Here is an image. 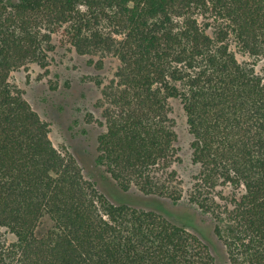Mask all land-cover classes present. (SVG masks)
Returning <instances> with one entry per match:
<instances>
[{"label": "trees", "instance_id": "trees-1", "mask_svg": "<svg viewBox=\"0 0 264 264\" xmlns=\"http://www.w3.org/2000/svg\"><path fill=\"white\" fill-rule=\"evenodd\" d=\"M57 44L98 71L117 62L97 81L98 166L210 219L228 264H264V0H0V264H216L189 223L111 200L55 146L10 76L47 68ZM171 99L198 166L188 192L171 169Z\"/></svg>", "mask_w": 264, "mask_h": 264}, {"label": "rangeland", "instance_id": "rangeland-1", "mask_svg": "<svg viewBox=\"0 0 264 264\" xmlns=\"http://www.w3.org/2000/svg\"><path fill=\"white\" fill-rule=\"evenodd\" d=\"M239 60L252 63L253 58L238 52ZM88 57L78 55L68 46L57 44L50 52L47 68L30 64L11 73L10 82L24 91L26 99L41 117L49 123L50 136L65 156L73 155L82 167L85 176L94 180L98 187L113 201H128L144 207H156L176 219L186 221L190 227L210 243L216 257V264H228L222 243L214 236L211 220L184 203L174 204L169 200L154 202L151 196L134 191H122L115 181L96 162L98 136L105 129L101 124L97 101L101 96L97 81L106 82L116 67L111 59L106 68L96 70ZM257 71L264 78V64H256ZM170 116L177 133L176 157L171 169L177 171L185 192H188L198 166L192 160L191 134L183 106L178 99L170 100ZM51 226L45 221L42 230ZM0 235L8 240L12 235L0 228Z\"/></svg>", "mask_w": 264, "mask_h": 264}]
</instances>
